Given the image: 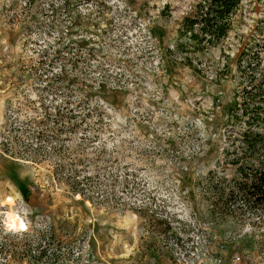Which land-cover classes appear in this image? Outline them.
<instances>
[{"label": "rangeland", "instance_id": "374dc122", "mask_svg": "<svg viewBox=\"0 0 264 264\" xmlns=\"http://www.w3.org/2000/svg\"><path fill=\"white\" fill-rule=\"evenodd\" d=\"M198 1L0 0V264H264V210L217 199L264 0L196 45Z\"/></svg>", "mask_w": 264, "mask_h": 264}, {"label": "trees", "instance_id": "16d2710c", "mask_svg": "<svg viewBox=\"0 0 264 264\" xmlns=\"http://www.w3.org/2000/svg\"><path fill=\"white\" fill-rule=\"evenodd\" d=\"M242 1L199 0L184 18L183 31L190 33L189 38L196 45L225 39ZM256 50L254 44L250 50H242L239 54L238 62L245 64L249 77L247 85L228 108L229 115L243 126L241 131L231 132L237 136L231 137L224 153V163L236 169V185L228 190L221 188L217 193L218 202L229 214L237 200L242 202L244 210H264V70L259 71L261 60H258ZM26 133L38 141L47 136L46 131L37 128Z\"/></svg>", "mask_w": 264, "mask_h": 264}, {"label": "clouds", "instance_id": "9594fccd", "mask_svg": "<svg viewBox=\"0 0 264 264\" xmlns=\"http://www.w3.org/2000/svg\"><path fill=\"white\" fill-rule=\"evenodd\" d=\"M7 203L11 204L12 201L8 200ZM6 227L8 228L9 231L19 232L26 229V224L23 220L20 219L19 216L9 215Z\"/></svg>", "mask_w": 264, "mask_h": 264}]
</instances>
